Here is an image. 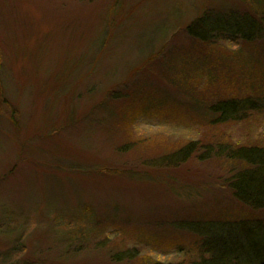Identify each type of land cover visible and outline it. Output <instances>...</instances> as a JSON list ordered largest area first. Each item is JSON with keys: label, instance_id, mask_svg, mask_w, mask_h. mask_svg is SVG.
Here are the masks:
<instances>
[{"label": "rangeland", "instance_id": "1", "mask_svg": "<svg viewBox=\"0 0 264 264\" xmlns=\"http://www.w3.org/2000/svg\"><path fill=\"white\" fill-rule=\"evenodd\" d=\"M253 145L264 0H0V264H191L256 231L264 250V205L229 187Z\"/></svg>", "mask_w": 264, "mask_h": 264}, {"label": "trees", "instance_id": "2", "mask_svg": "<svg viewBox=\"0 0 264 264\" xmlns=\"http://www.w3.org/2000/svg\"><path fill=\"white\" fill-rule=\"evenodd\" d=\"M223 20L224 18L215 21L211 26H209L210 29L221 30ZM232 21L233 23L230 27L235 26L237 29H241L242 23L239 20L232 19ZM205 30L207 29L201 28L193 31L192 28L189 27V31H191L194 36L199 35L198 37H201H197L200 42H203L207 37V35L204 34ZM238 105L239 104L237 103L224 101L223 103L217 104L212 110L219 114L222 118L227 115H229L228 118H231V115L238 112L239 108H248L250 106L245 104V102L241 106ZM7 106L10 109V112L11 109H15L9 102ZM196 145L197 144L194 141L189 142L186 146L179 150L175 156L178 159H187L194 152ZM216 151L219 153V150ZM227 155L236 159L243 165L238 169V171L233 173L231 178L229 187L233 195L245 203L250 201L256 206L259 203L264 205V147L259 145L241 146L233 151H230ZM257 234V231L254 235L250 232L246 235L244 234L243 236L245 237V240L235 241L230 246L226 245L225 241L221 240H219V242L216 241L214 247H210L208 244H205L207 249L202 248L201 255L197 262H193L191 264H253L252 260L255 255L257 256L255 262H257V264H264V250L258 247V243H256L258 242ZM251 256H253V258H251ZM117 257L120 261L125 258L133 259L137 257V253L136 250L130 249L126 252L120 253ZM151 264L177 263L155 261Z\"/></svg>", "mask_w": 264, "mask_h": 264}]
</instances>
